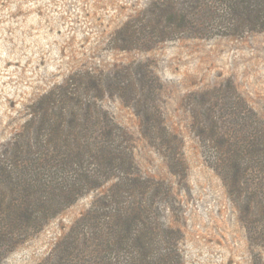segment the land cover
Returning a JSON list of instances; mask_svg holds the SVG:
<instances>
[{"label":"rangeland","instance_id":"1","mask_svg":"<svg viewBox=\"0 0 264 264\" xmlns=\"http://www.w3.org/2000/svg\"><path fill=\"white\" fill-rule=\"evenodd\" d=\"M182 1L0 0V154L39 95L92 70L106 89L95 98L99 112L133 132L142 171L165 183L153 236L177 248L175 262L264 264V172L249 158L236 183L219 159L223 134L235 135V111L264 140V28L243 22L252 13L242 6L220 4L216 19L191 8L188 22L159 7L179 10ZM135 28L139 39L123 42ZM137 90L141 103L131 100ZM144 105L162 121H143ZM96 194L52 217L0 264H50L56 243Z\"/></svg>","mask_w":264,"mask_h":264},{"label":"trees","instance_id":"2","mask_svg":"<svg viewBox=\"0 0 264 264\" xmlns=\"http://www.w3.org/2000/svg\"><path fill=\"white\" fill-rule=\"evenodd\" d=\"M160 4L163 10L174 8L185 22L191 8L216 19L220 4L233 10L242 6L252 13L243 22L264 28V0H184L179 10L176 3ZM137 33L130 29L120 38L133 43ZM118 82L124 91L126 85ZM148 83H140V90L146 92ZM140 90L131 100H144L137 96ZM105 92L103 78L94 71L72 75L39 95L31 118L0 154V259L81 196L97 192L56 243L50 264H179L171 241L165 245L153 236L152 213L165 183L142 171L133 132L108 110L99 112L95 98ZM234 113L235 135L223 131L219 159L227 162L232 181L240 183L249 158L264 172V140L246 117ZM141 119L155 124L162 114L144 105ZM162 130L169 133L165 125Z\"/></svg>","mask_w":264,"mask_h":264}]
</instances>
